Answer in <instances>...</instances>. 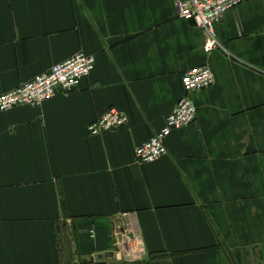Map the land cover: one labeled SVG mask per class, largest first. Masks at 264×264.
I'll return each mask as SVG.
<instances>
[{
	"label": "crops",
	"instance_id": "obj_1",
	"mask_svg": "<svg viewBox=\"0 0 264 264\" xmlns=\"http://www.w3.org/2000/svg\"><path fill=\"white\" fill-rule=\"evenodd\" d=\"M177 1L0 0V94L96 56L77 89L0 113V264H264V0L221 15L210 53ZM205 64L196 121L137 162ZM111 108L128 125L91 135Z\"/></svg>",
	"mask_w": 264,
	"mask_h": 264
},
{
	"label": "built area",
	"instance_id": "obj_2",
	"mask_svg": "<svg viewBox=\"0 0 264 264\" xmlns=\"http://www.w3.org/2000/svg\"><path fill=\"white\" fill-rule=\"evenodd\" d=\"M248 0H178V16L194 19L197 26L205 32L204 50L207 53L221 49L215 24L221 15ZM96 56L84 52L77 53L68 60L52 67L6 93L0 94V113L16 106H40L60 93L77 89L82 80L89 77L96 64ZM216 81L210 64L193 67L182 75L185 94L166 118V125L153 137L136 147V161L151 163L168 154L167 139L174 130L189 126L197 119L198 110L190 97L195 92L210 88ZM129 115L118 108H111L88 126L91 135H102L123 129L129 123Z\"/></svg>",
	"mask_w": 264,
	"mask_h": 264
},
{
	"label": "water",
	"instance_id": "obj_3",
	"mask_svg": "<svg viewBox=\"0 0 264 264\" xmlns=\"http://www.w3.org/2000/svg\"><path fill=\"white\" fill-rule=\"evenodd\" d=\"M192 24H194V25H196V22H195V20L192 18V19H190L189 20ZM90 260H92V259H90Z\"/></svg>",
	"mask_w": 264,
	"mask_h": 264
}]
</instances>
